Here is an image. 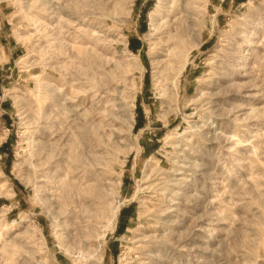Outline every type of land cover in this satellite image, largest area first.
Returning a JSON list of instances; mask_svg holds the SVG:
<instances>
[{
  "label": "rangeland",
  "instance_id": "obj_1",
  "mask_svg": "<svg viewBox=\"0 0 264 264\" xmlns=\"http://www.w3.org/2000/svg\"><path fill=\"white\" fill-rule=\"evenodd\" d=\"M157 2L0 0V264H264V0H191L164 99Z\"/></svg>",
  "mask_w": 264,
  "mask_h": 264
},
{
  "label": "bare ground",
  "instance_id": "obj_2",
  "mask_svg": "<svg viewBox=\"0 0 264 264\" xmlns=\"http://www.w3.org/2000/svg\"><path fill=\"white\" fill-rule=\"evenodd\" d=\"M129 1V0H128ZM131 1V0H130ZM190 1L191 0H183L182 1V5L181 7L178 5L179 0H158L155 9L152 11V13L150 14V32L148 34V36L150 37V42H151V52H150V57L152 60V65H153V74H154V78L156 81V86L160 92L161 97L164 99V97L166 96L165 94V89L159 87L160 85H162L163 81L165 80V75L168 72L173 73V80L174 76L176 78V80L178 81L180 79L179 75H181L185 69V66L187 64L182 63L181 60H185V58H181L182 54L181 50H179V47L182 46L183 41H185V36H186V32L189 30H187L185 24H184V19L183 16L184 13H189L188 11V6L190 7ZM194 1V0H193ZM23 3V1H22ZM32 3V2H31ZM39 4V2H37ZM118 3V2H117ZM26 4V2L24 3ZM175 6V7H174ZM177 6V8H176ZM21 7V6H20ZM52 7V6H51ZM180 7V8H179ZM30 8V7H28ZM188 8V9H187ZM38 9V8H37ZM54 9V8H53ZM192 10V9H191ZM27 11V10H26ZM29 11V10H28ZM31 11V10H30ZM86 11V10H85ZM22 12V11H21ZM24 14V13H23ZM190 14V13H189ZM22 16V15H21ZM30 16V15H29ZM28 16V17H29ZM27 17V18H28ZM188 17V15H187ZM31 19V18H30ZM34 19V18H33ZM51 19V18H50ZM63 19V18H62ZM29 20V19H28ZM36 20V19H35ZM183 22H182V21ZM186 20V19H185ZM188 20V19H187ZM30 21V20H29ZM33 21V20H32ZM39 22V21H38ZM66 22V21H65ZM186 23V21H185ZM30 25V23H29ZM76 25V24H75ZM73 25V26H75ZM42 26V25H40ZM72 26V27H73ZM28 27V26H27ZM195 31V29L193 30ZM190 31V32H193ZM189 33V32H187ZM191 33H189L190 35ZM93 35V33H92ZM201 36V35H200ZM199 37V35H198ZM177 42V43H175ZM128 45V44H127ZM180 45V46H179ZM181 49V48H180ZM80 51V50H79ZM124 54H122L123 56L121 57L122 59H124L125 64L127 65L128 68H131L133 71L134 69H136L138 67V60L137 58H133V59H129L127 56V53H130L127 49L123 50ZM81 52V51H80ZM179 52V53H178ZM181 53V54H180ZM88 55V54H87ZM184 56V54H183ZM86 57V56H85ZM179 57L181 58V60H179ZM187 57V55H186ZM88 59V58H87ZM188 60V59H187ZM181 61V63L179 62ZM185 62V61H183ZM166 71V72H165ZM170 73V74H171ZM121 75V74H120ZM224 76V75H223ZM179 77V79H177ZM221 79V77H220ZM102 81V80H101ZM179 82V81H178ZM84 84V83H83ZM164 85H166L165 83H163ZM174 84V83H173ZM120 85V84H119ZM175 85V84H174ZM178 85V84H176ZM176 87L177 88L179 87ZM166 87V86H164ZM109 88V87H108ZM113 88V87H112ZM214 88L218 89L219 86L217 87L214 86ZM175 89V88H174ZM91 93V92H90ZM125 93V92H124ZM124 97V96H123ZM135 100V99H134ZM74 105V104H73ZM106 106V105H105ZM81 107V106H79ZM134 107V106H133ZM74 107H72L73 109ZM77 107H75L76 109ZM71 109V108H70ZM82 110L81 108H78V110L76 109L75 112H79L78 115L81 116V119L84 117H82V115H88L89 112H85L84 114L83 112L80 113V110ZM131 109V107H130ZM60 110V109H59ZM58 112V111H57ZM73 112V111H72ZM71 112V114H72ZM73 112V113H75ZM100 112V111H99ZM75 115V114H74ZM107 115V114H106ZM65 116V115H64ZM86 116L84 117L87 122L88 119L86 118ZM78 117V116H75ZM92 117V116H91ZM83 118V119H84ZM109 119V118H108ZM125 122L128 123L130 130L134 128V122L135 119L133 117V112L128 113L125 115ZM81 121V120H80ZM84 121V120H83ZM75 122V121H74ZM72 125V124H71ZM126 126V125H125ZM92 127V126H91ZM101 127V126H100ZM71 128V127H70ZM119 130V129H118ZM73 132V131H72ZM94 132V131H93ZM103 132V131H102ZM104 135V134H103ZM118 138V137H117ZM89 139V138H88ZM109 139V138H108ZM114 140V139H113ZM109 141V140H108ZM121 141V140H120ZM115 142V141H113ZM116 143V142H115ZM114 143V144H115ZM73 144V143H72ZM109 144V142H108ZM117 144V143H116ZM118 144L119 141H118ZM102 146V144L100 145V147ZM104 146V145H103ZM106 148V147H104ZM101 149V148H100ZM108 149V147H107ZM103 151V150H102ZM130 152V151H129ZM83 159V158H82ZM66 160V159H65ZM88 160V159H87ZM82 161V160H81ZM74 162V160H73ZM68 169V168H67ZM68 175V174H67ZM94 175V174H93ZM80 182V181H79ZM80 184V183H79ZM58 186V185H57ZM73 186V185H72ZM81 186V185H80ZM80 189V188H79ZM61 190V189H60ZM106 192V191H105ZM52 193V192H51ZM118 195V194H117ZM83 196V195H82ZM114 203V202H113ZM112 203V204H113ZM116 205V204H115ZM169 205V204H168ZM118 208V207H117ZM112 209V207H111ZM86 210V209H85ZM88 210V209H87ZM102 210V209H101ZM115 212V216L114 218H116L119 209H117L115 211V209H113ZM90 211V210H89ZM95 212V211H94ZM98 212V211H97ZM106 212V211H105ZM113 212V211H112ZM110 212V213H112ZM83 213V212H82ZM103 213V211H102ZM88 214V213H87ZM100 214V213H99ZM114 214V213H113ZM102 215V214H101ZM103 217V216H102ZM102 220V219H101ZM111 220V219H110ZM100 221V220H99ZM101 222V221H100ZM178 227V226H177ZM85 230V229H84ZM61 235V234H60ZM63 235V234H62ZM59 239V238H58ZM66 239V238H65ZM150 240V239H149ZM61 241V240H60ZM138 241V240H137ZM62 242V241H61ZM65 246V245H63ZM63 250V249H62ZM66 251V250H65ZM67 253V252H66ZM101 258V257H100ZM99 259V258H98ZM97 259V260H98ZM100 260V259H99ZM102 260V259H101ZM98 261V262H101ZM103 261V260H102ZM101 264V263H100Z\"/></svg>",
  "mask_w": 264,
  "mask_h": 264
}]
</instances>
